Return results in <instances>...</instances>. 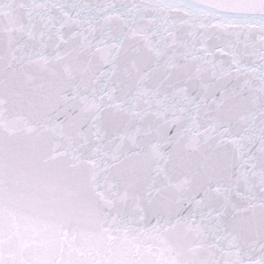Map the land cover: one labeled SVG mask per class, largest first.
<instances>
[{"label": "snow or ice", "instance_id": "snow-or-ice-1", "mask_svg": "<svg viewBox=\"0 0 264 264\" xmlns=\"http://www.w3.org/2000/svg\"><path fill=\"white\" fill-rule=\"evenodd\" d=\"M0 264H264V0H0Z\"/></svg>", "mask_w": 264, "mask_h": 264}]
</instances>
